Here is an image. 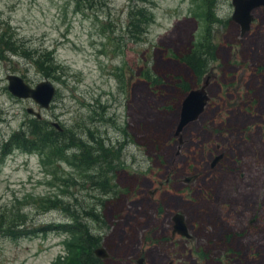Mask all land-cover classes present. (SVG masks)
Listing matches in <instances>:
<instances>
[{
	"label": "rangeland",
	"instance_id": "1",
	"mask_svg": "<svg viewBox=\"0 0 264 264\" xmlns=\"http://www.w3.org/2000/svg\"><path fill=\"white\" fill-rule=\"evenodd\" d=\"M232 13L231 0H0V33L22 54L0 55V208L9 219L23 216L29 230L79 216L100 238L92 253L108 254L94 255L99 264H264V12L252 11L245 34ZM147 14L144 32L127 28ZM206 28L214 56L197 81L178 57L208 44ZM25 50L49 52L56 72L45 76ZM8 74L31 86L49 79V107L14 96ZM206 77L210 100L179 140L182 82L195 88ZM34 119L73 131L93 156L101 150L92 137L101 139L104 164L78 173L68 157L47 165L45 151L11 141ZM49 197L63 205L36 204ZM175 214L189 237L172 235ZM71 239L0 231V264H81L82 246L68 256Z\"/></svg>",
	"mask_w": 264,
	"mask_h": 264
},
{
	"label": "trees",
	"instance_id": "2",
	"mask_svg": "<svg viewBox=\"0 0 264 264\" xmlns=\"http://www.w3.org/2000/svg\"><path fill=\"white\" fill-rule=\"evenodd\" d=\"M205 1L209 2L210 0ZM143 9L145 8L139 9L138 7H135V10ZM136 14L137 13L131 12V15L133 16H136ZM214 15L215 14L210 10V8H208L206 12V18L210 21H215L217 19L214 17ZM149 20V14H147V16L143 19H136V17L131 16V19L127 24V28L134 31V33L144 32V27ZM204 39L208 42L207 45H204L202 42H198L196 44V50L188 51L186 54H183L182 56L180 55L178 57V59L182 63H184V65L191 71L192 75L194 76L193 78L197 81L200 79V77L204 76V73H207L208 61L206 60V58H209V55L214 56V48L211 49L212 43L210 42L211 37L208 28H206L205 30ZM7 52L11 53L12 55H22L18 51L17 46H15V40L13 39V36L9 34L8 31L0 33V55L4 56ZM23 55L32 60L40 68V71L47 77H50V75L53 72H56V69L58 68L57 66H54L53 58L51 57L49 52L43 53L42 55L36 52L37 56H34V54H29L28 51L25 50L23 51ZM45 64L46 66H44ZM182 87H184L185 91L191 89L186 81L182 82ZM45 125L47 124L43 121L34 119L28 125L27 132L26 130L22 129L20 132L14 133L11 141H13L18 146L23 147L24 149H40L42 151H45L44 153L46 159L48 160L47 165L51 164L52 161H54V158L60 159L62 161L64 160V158L67 159L68 157L70 160L69 163L73 165L75 171H77L78 173H87L93 176V174L89 173L88 171L94 166L97 169L99 165L104 164V162H102L103 160L100 159V155L105 157L104 152L105 154H107L109 152V149L105 148L104 143L101 139L92 137V139H94V142L99 145V148L101 150V152H99L100 155L93 156L92 151L87 150L88 144L82 141L78 142L73 131L55 130ZM88 141L91 142L92 140ZM5 146L6 145L3 144V146L1 147L4 149L3 154L6 153ZM72 148L78 150L79 153L72 152V154L67 155V153H69L70 149ZM100 171L101 170H99L98 172L100 173ZM51 173L54 174L55 172ZM100 182L107 184H102L103 187H108L107 191L113 189L114 192H116L115 184H109L108 178H102ZM38 201L39 202H37L36 200V204L49 202V208L58 209L63 205L61 200L58 198H42V200L38 199ZM74 211L75 209L72 210V212ZM9 213L10 212L7 209L0 208V231H2L3 234L13 235L14 237H21L33 233H47L48 231L52 230H63L65 232H68L72 236L71 241L68 242L69 257L75 253L76 245H80L84 248V250H82L79 255V258H82V260H84L81 262V264H99V260L94 256V253H92V249L94 245L100 242V238L93 235L89 226L81 220V217L71 216L73 222L71 221L69 223L63 224L54 223L43 226H35L32 224L31 226H29V230H25L24 222L22 220L23 216L19 217L17 213H14L12 214L14 219H9Z\"/></svg>",
	"mask_w": 264,
	"mask_h": 264
},
{
	"label": "water",
	"instance_id": "3",
	"mask_svg": "<svg viewBox=\"0 0 264 264\" xmlns=\"http://www.w3.org/2000/svg\"><path fill=\"white\" fill-rule=\"evenodd\" d=\"M231 2L233 5L232 19L239 24L241 34H245L250 29L251 22L254 19L252 11L258 7H262L264 12V0H231ZM6 79L8 81L7 88L14 96L31 98L43 108L49 107L56 92L55 85L49 79H43L35 84V86L29 85L17 74H8ZM209 82L210 78L206 77L199 87L191 88L185 94L180 107L178 123L174 131V135L178 136L179 140H181L182 129L190 122L195 121L208 104L210 100L207 91ZM27 111L41 118L39 112H35L32 108L29 107ZM219 159L220 155L216 156L212 165ZM173 221L172 234L177 233L185 237L190 236L182 214H175ZM93 253L100 259L108 257L105 248L102 246L94 248ZM137 261L139 264H142L143 259L140 258Z\"/></svg>",
	"mask_w": 264,
	"mask_h": 264
},
{
	"label": "flooded vegetation",
	"instance_id": "4",
	"mask_svg": "<svg viewBox=\"0 0 264 264\" xmlns=\"http://www.w3.org/2000/svg\"><path fill=\"white\" fill-rule=\"evenodd\" d=\"M213 166V165H212ZM172 235H174V234H172Z\"/></svg>",
	"mask_w": 264,
	"mask_h": 264
},
{
	"label": "bare ground",
	"instance_id": "5",
	"mask_svg": "<svg viewBox=\"0 0 264 264\" xmlns=\"http://www.w3.org/2000/svg\"><path fill=\"white\" fill-rule=\"evenodd\" d=\"M263 11V10H262Z\"/></svg>",
	"mask_w": 264,
	"mask_h": 264
}]
</instances>
